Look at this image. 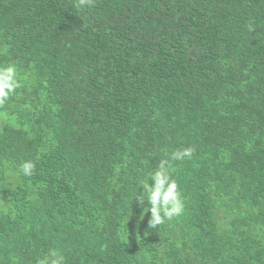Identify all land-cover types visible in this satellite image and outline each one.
Wrapping results in <instances>:
<instances>
[{
  "label": "trees",
  "instance_id": "obj_1",
  "mask_svg": "<svg viewBox=\"0 0 264 264\" xmlns=\"http://www.w3.org/2000/svg\"><path fill=\"white\" fill-rule=\"evenodd\" d=\"M77 3L0 0V264H264V0ZM187 147L149 228L135 190Z\"/></svg>",
  "mask_w": 264,
  "mask_h": 264
},
{
  "label": "clouds",
  "instance_id": "obj_2",
  "mask_svg": "<svg viewBox=\"0 0 264 264\" xmlns=\"http://www.w3.org/2000/svg\"><path fill=\"white\" fill-rule=\"evenodd\" d=\"M90 4L91 0H78L77 6L86 7ZM20 87L21 82L16 66L14 64L0 66V106H3ZM193 152L194 149L191 147L173 151L168 159L159 162L158 167L149 174V179L140 181L133 199L141 206L147 205L143 208V212L150 213L149 228L155 229L183 213L181 193L172 176V162L190 158ZM35 167L32 160L23 161L13 175L31 177ZM38 264H64V257L59 252L53 251Z\"/></svg>",
  "mask_w": 264,
  "mask_h": 264
}]
</instances>
